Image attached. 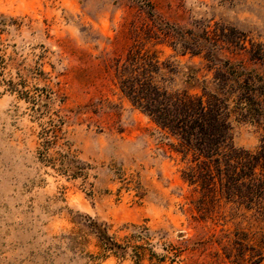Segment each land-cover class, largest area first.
Returning a JSON list of instances; mask_svg holds the SVG:
<instances>
[{
	"label": "rangeland",
	"instance_id": "374dc122",
	"mask_svg": "<svg viewBox=\"0 0 264 264\" xmlns=\"http://www.w3.org/2000/svg\"><path fill=\"white\" fill-rule=\"evenodd\" d=\"M127 53L169 90L264 92V0H0V264H264L262 210L189 182L118 87ZM232 105L227 147L256 152Z\"/></svg>",
	"mask_w": 264,
	"mask_h": 264
},
{
	"label": "trees",
	"instance_id": "16d2710c",
	"mask_svg": "<svg viewBox=\"0 0 264 264\" xmlns=\"http://www.w3.org/2000/svg\"><path fill=\"white\" fill-rule=\"evenodd\" d=\"M138 58L127 53L115 66L118 87L133 105L176 138L178 148L175 150L182 157L190 154L186 173L189 182L200 189L216 188L227 201L244 207L256 206L262 210L260 215L264 219V134L256 152L227 147L225 143L228 102H232L240 118L259 122L264 120V100L261 99L264 92L249 77L236 82L237 92L230 97L221 92L196 94L169 90L157 85L152 76L154 70H149L148 74L138 71L142 69ZM45 142L49 144L52 140L47 138ZM94 230L104 247L117 253L119 246L105 234V228L94 227ZM136 255L138 261V252Z\"/></svg>",
	"mask_w": 264,
	"mask_h": 264
}]
</instances>
